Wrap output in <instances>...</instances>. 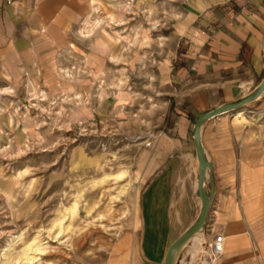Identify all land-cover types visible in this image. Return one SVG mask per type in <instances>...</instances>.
Wrapping results in <instances>:
<instances>
[{
    "label": "rangeland",
    "instance_id": "1",
    "mask_svg": "<svg viewBox=\"0 0 264 264\" xmlns=\"http://www.w3.org/2000/svg\"><path fill=\"white\" fill-rule=\"evenodd\" d=\"M187 1L97 0L56 80L0 78V264H107L130 166L170 104L163 81L186 50ZM250 120L251 140H264V115Z\"/></svg>",
    "mask_w": 264,
    "mask_h": 264
},
{
    "label": "crops",
    "instance_id": "2",
    "mask_svg": "<svg viewBox=\"0 0 264 264\" xmlns=\"http://www.w3.org/2000/svg\"><path fill=\"white\" fill-rule=\"evenodd\" d=\"M96 5L0 0V78L38 71L41 80H56L60 58L75 46L78 26ZM185 10L186 50L163 81L175 101L172 124L130 166V211L107 264H165L169 248L203 211L196 120L253 96L264 79V0H188ZM252 115H264V92L201 129L208 161L203 189L211 207L204 239L198 234L188 243L178 264H201L198 253L206 243L210 254L217 236H224L223 254L207 264H264V140L250 138Z\"/></svg>",
    "mask_w": 264,
    "mask_h": 264
},
{
    "label": "water",
    "instance_id": "3",
    "mask_svg": "<svg viewBox=\"0 0 264 264\" xmlns=\"http://www.w3.org/2000/svg\"><path fill=\"white\" fill-rule=\"evenodd\" d=\"M262 84L260 85L259 90L257 91L256 94H254L253 96H250L248 99L242 100L240 102L234 103L233 105H229V104H225L220 106L218 109H215L213 111L201 114L198 119L195 122V146L197 148V153L199 156V160L201 161L200 164V179H199V183H198V191L200 194V198L202 201V206H203V211L201 213V215L198 218V222L197 224L192 228V230H190L189 232L185 233L184 235H182L178 241H176L167 251V258H166V263L167 264H178V260L181 254L182 249L188 244L190 243L194 237L197 234H200L204 231L205 229V225H206V219H207V215L209 213L210 210V200L209 198L206 196L205 191L203 189L204 186V182L206 179L205 176V172L208 166V161L206 160V157L204 156V152L201 146V129L204 125V123L206 121H208L211 118L217 117L219 116V114L222 113H229L232 112L234 110L240 109L246 105H248L250 102H253L254 100H256V98H258L263 92H264V79L261 82ZM179 247L178 250V254L176 255L175 258H172L174 250L176 248Z\"/></svg>",
    "mask_w": 264,
    "mask_h": 264
},
{
    "label": "built area",
    "instance_id": "4",
    "mask_svg": "<svg viewBox=\"0 0 264 264\" xmlns=\"http://www.w3.org/2000/svg\"><path fill=\"white\" fill-rule=\"evenodd\" d=\"M8 4L14 3L18 0H5ZM224 236H217L212 244V252L207 257L201 256V264L214 261L217 257L223 254Z\"/></svg>",
    "mask_w": 264,
    "mask_h": 264
},
{
    "label": "trees",
    "instance_id": "5",
    "mask_svg": "<svg viewBox=\"0 0 264 264\" xmlns=\"http://www.w3.org/2000/svg\"><path fill=\"white\" fill-rule=\"evenodd\" d=\"M169 101H170V104H169L168 110L164 116V120H163L162 127H161V130H163V131H165L168 127L171 126L173 114L175 112V101H174V99L169 98Z\"/></svg>",
    "mask_w": 264,
    "mask_h": 264
},
{
    "label": "bare ground",
    "instance_id": "6",
    "mask_svg": "<svg viewBox=\"0 0 264 264\" xmlns=\"http://www.w3.org/2000/svg\"><path fill=\"white\" fill-rule=\"evenodd\" d=\"M197 235H198V234H197ZM197 235H196V236H197ZM196 236H195V237H196ZM195 237H194V238H195ZM178 250H179V247L176 248V249L174 250V253H173L172 258H175V257H176V255L178 254ZM165 264H167V263L165 262Z\"/></svg>",
    "mask_w": 264,
    "mask_h": 264
}]
</instances>
